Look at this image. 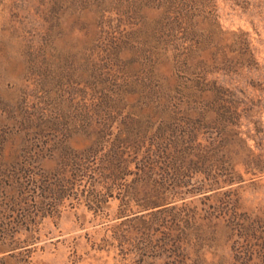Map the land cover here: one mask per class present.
Masks as SVG:
<instances>
[{"label":"rangeland","instance_id":"1","mask_svg":"<svg viewBox=\"0 0 264 264\" xmlns=\"http://www.w3.org/2000/svg\"><path fill=\"white\" fill-rule=\"evenodd\" d=\"M0 264H264V0H0Z\"/></svg>","mask_w":264,"mask_h":264},{"label":"trees","instance_id":"2","mask_svg":"<svg viewBox=\"0 0 264 264\" xmlns=\"http://www.w3.org/2000/svg\"><path fill=\"white\" fill-rule=\"evenodd\" d=\"M115 149H116V148H115ZM117 152H118V151H116L115 153L118 154ZM119 174H121V173H116L115 175H119ZM122 174H123V172H122Z\"/></svg>","mask_w":264,"mask_h":264}]
</instances>
